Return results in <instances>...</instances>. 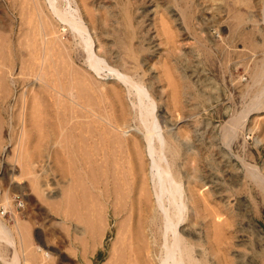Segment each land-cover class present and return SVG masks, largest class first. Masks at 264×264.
<instances>
[{
  "label": "rangeland",
  "instance_id": "obj_1",
  "mask_svg": "<svg viewBox=\"0 0 264 264\" xmlns=\"http://www.w3.org/2000/svg\"><path fill=\"white\" fill-rule=\"evenodd\" d=\"M56 5L83 19L105 68L89 66L48 0H0V264H134V224L155 244L137 84L182 190L176 231L192 257L264 264V90L252 73L264 62V0ZM106 159L119 185V214L110 205L108 217ZM149 254L148 264H161Z\"/></svg>",
  "mask_w": 264,
  "mask_h": 264
},
{
  "label": "bare ground",
  "instance_id": "obj_2",
  "mask_svg": "<svg viewBox=\"0 0 264 264\" xmlns=\"http://www.w3.org/2000/svg\"><path fill=\"white\" fill-rule=\"evenodd\" d=\"M48 2L50 4L51 8L53 9V11L55 13H57V15L61 19H63L67 23V25L70 26V28H72L71 31H74L75 34L80 37L81 45L84 48V50L88 53L87 54L88 56L86 57L87 61H88L87 63L89 64V66L91 68H93L97 72L103 66V64H102L103 58L101 59L92 50V39L90 38L89 30H88L86 24H84L83 19H81V18L77 19L76 17H71V16H69V18H67L66 17L67 14L64 15V13H65L64 11L61 10L62 11V13H61V11H59V9H57L56 0H48ZM53 34H55V33H53ZM77 43H78V40H77ZM79 45H80V43H79ZM262 61H264V60H262ZM103 67L105 68V66H103ZM252 73H253V78H254L253 83L255 85L262 84L261 90H264V62L261 63L260 66L258 64L257 67L253 68ZM119 78L122 79L123 82H125V83L127 82V80H126L127 77L125 76V74L119 75ZM135 84H137V83H135ZM259 91L260 90H258V92ZM135 95H136V101L138 102V105L140 107L139 108L140 109L139 110L140 117H141L142 121H144V123L146 124V127H147L145 130L149 131L148 135L146 136L147 152L151 157V159H150V166H151V174L150 175L151 176L150 177H151V180L153 183V194H154V199H155V203L157 204V210H158V212H156V215L152 216V220L155 223L157 222V220L160 221L161 231H157L156 229L154 230V228H152V225H150L151 236H152L153 242H155V244H153L151 242H150L151 244H149V242H147V240L143 239L140 230L138 231L136 229V227H138V226L136 224L131 226V229H132L131 232L133 231V234H134L133 238L131 235V241H134V239H135V241H137V245H135V247H134L135 248V250H134V254H135L134 255V259H135L134 261H135V263L134 264H148L149 258L147 256H150L149 253H151V252L156 253L157 255L160 254L159 259H160L161 264H200L197 260H195L192 257L191 249L184 243L183 238L176 231V227L182 218V213H181L182 203H179V201H178V199L180 198L182 190L180 188L179 182H177L173 178V176L170 174V172L168 171L169 168L167 169V167L164 166L162 163L163 157H162V154L160 152H161L163 143L165 144V142L163 141L164 139L161 137L162 135L161 136L160 135L159 136H153L150 133L151 129L156 128V127L159 128L158 127L159 124L158 125L156 124V120H157V119H155L156 117L153 116L154 114L151 115L152 109L150 106L153 107L154 103L146 102V98H147L148 94L146 92V89H144L141 85H138V84L136 85V94ZM140 117H139V119H140ZM106 123H108V122H106ZM144 134H146V133H144ZM130 159L133 162V164L131 165V168H132L131 171L133 174L134 171L136 170L135 165H138L137 153L135 151L130 152ZM74 161H76V160H74ZM115 164H116V162H114V161L110 162L106 159L105 181H104L105 183H104V188H103V197L105 200V202H103V208L105 207V216H107V207L110 205H112V207H113L112 209H114V211H113L114 214H117V215L119 214V211H117L116 208L113 206V200H112V198H114V196L119 191V188H118L119 185H117V186L116 185H114V186L110 185V179H114L115 174H116L115 173L116 172V165ZM107 165L114 167L115 172L113 171V168H111L110 166L107 169ZM131 187L133 190H135V184H134V186H131ZM132 189H130L131 192H133ZM131 192H129V193H131ZM166 202L168 204H169V202H170V204L172 203L171 204L172 208L168 207L166 205ZM132 211L135 214V207L134 206H132ZM111 216H112V214H111ZM153 225H154V223H153ZM139 240H141L142 243H140Z\"/></svg>",
  "mask_w": 264,
  "mask_h": 264
}]
</instances>
